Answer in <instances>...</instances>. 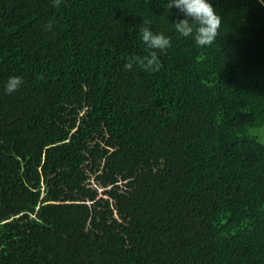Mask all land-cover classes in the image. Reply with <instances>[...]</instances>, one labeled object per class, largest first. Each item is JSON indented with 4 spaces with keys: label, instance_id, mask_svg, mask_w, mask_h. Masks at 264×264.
Listing matches in <instances>:
<instances>
[{
    "label": "trees",
    "instance_id": "trees-1",
    "mask_svg": "<svg viewBox=\"0 0 264 264\" xmlns=\"http://www.w3.org/2000/svg\"><path fill=\"white\" fill-rule=\"evenodd\" d=\"M169 2L0 0V264H264V0L204 47Z\"/></svg>",
    "mask_w": 264,
    "mask_h": 264
},
{
    "label": "clouds",
    "instance_id": "clouds-1",
    "mask_svg": "<svg viewBox=\"0 0 264 264\" xmlns=\"http://www.w3.org/2000/svg\"><path fill=\"white\" fill-rule=\"evenodd\" d=\"M61 0H53V6L59 7ZM176 7L184 14V19L173 24L174 30L182 37L192 36L197 46H210L220 34L222 18L208 0H170L167 5L168 9ZM53 22L45 25V30L50 31ZM141 39L149 50L148 54L141 56H131L125 63L124 68L131 70L134 65L150 71H158L161 67V61L156 50L164 51L171 47V38L163 33H153L149 27L145 26L140 29ZM23 84L20 76H11L5 85V91L8 94L18 90ZM250 135L261 137L264 142V129H249ZM127 182V181H125ZM107 188H105L106 190Z\"/></svg>",
    "mask_w": 264,
    "mask_h": 264
},
{
    "label": "rangeland",
    "instance_id": "rangeland-1",
    "mask_svg": "<svg viewBox=\"0 0 264 264\" xmlns=\"http://www.w3.org/2000/svg\"><path fill=\"white\" fill-rule=\"evenodd\" d=\"M128 188H129V182L120 181L117 183H114L107 187V191L110 192L109 197H112V194H115L117 192L121 193L122 196H125L128 194ZM99 194H102L104 192V189H100Z\"/></svg>",
    "mask_w": 264,
    "mask_h": 264
},
{
    "label": "crops",
    "instance_id": "crops-1",
    "mask_svg": "<svg viewBox=\"0 0 264 264\" xmlns=\"http://www.w3.org/2000/svg\"><path fill=\"white\" fill-rule=\"evenodd\" d=\"M100 189H103V188H100ZM104 190H105V188H104Z\"/></svg>",
    "mask_w": 264,
    "mask_h": 264
}]
</instances>
